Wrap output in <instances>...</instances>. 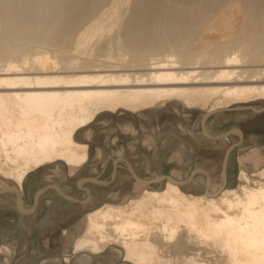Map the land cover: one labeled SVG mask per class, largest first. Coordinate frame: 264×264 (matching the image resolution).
I'll return each instance as SVG.
<instances>
[{
    "label": "bare ground",
    "instance_id": "bare-ground-1",
    "mask_svg": "<svg viewBox=\"0 0 264 264\" xmlns=\"http://www.w3.org/2000/svg\"><path fill=\"white\" fill-rule=\"evenodd\" d=\"M168 103L204 111L200 124L204 114L235 105L264 108V0H0V177L19 191L46 166H65L73 175L85 165L89 146L76 135L89 139L99 114ZM254 103L263 106L248 105ZM233 129L241 132L227 131ZM225 132L204 123L200 133ZM229 138L236 146L228 151L225 179L215 184L200 170L184 180L175 168L163 179L158 155L177 144L171 138L152 158L150 177L119 151L111 177L130 167L133 196L86 213L71 254L38 264H100L95 257L109 246H119L120 264H264V167L256 170L264 158L255 148L241 157L238 163L255 169H241L238 186L228 187L243 134L222 140ZM179 143L182 151L191 145L188 137ZM86 181L74 192L58 184L50 192L87 204L96 197L91 187L107 181ZM189 183L206 192H186ZM3 184L0 190H10ZM0 203L13 206L28 243L39 201L31 214L19 192L0 195ZM2 252L9 248L1 245Z\"/></svg>",
    "mask_w": 264,
    "mask_h": 264
},
{
    "label": "rangeland",
    "instance_id": "rangeland-1",
    "mask_svg": "<svg viewBox=\"0 0 264 264\" xmlns=\"http://www.w3.org/2000/svg\"><path fill=\"white\" fill-rule=\"evenodd\" d=\"M248 105L263 106L262 103ZM237 106L245 105L234 107ZM203 112L168 103L165 106L133 114L125 111L102 113L96 116L89 127L91 139H86L84 132L76 135L79 141L88 144L89 149L88 162L73 175H70L67 167L62 165L56 171V165L52 164L29 174L25 178L22 191H19L12 181L0 177V188L6 183L7 188L13 193L19 192L27 205L33 204L34 194L42 187L50 188L58 184L74 192L76 189H82L78 184L87 178L94 177L109 181L105 185L91 187V195L96 197L87 204H68L59 195H56L58 198L53 197L51 188L43 193L38 200V211L29 232L27 253L24 256H22V253H25L22 235L16 226L19 216L13 206L9 209L7 204L3 206L0 203V246L5 245L9 248L8 253H0V264H38L46 257L71 254L73 239L81 233L82 221L86 213L104 203L116 204L126 197L133 196L134 177L129 170L119 169L115 177L113 179L111 177L113 172L111 158H114L119 151L129 165L139 175L141 174V177L146 178L151 176L148 167L152 158L160 147L169 143L167 140L171 138L176 140L177 144L175 142L162 156L158 155V159H161L157 168L162 176H168L170 171L176 168L181 169L182 178L185 180L194 171L200 170L207 173L212 184L220 183L222 160L231 145L232 138L228 141L215 140L201 134L199 116ZM205 123L207 129L213 133L225 132L232 127L241 129L243 143L233 152L227 184L228 187L236 188L240 183L238 181L240 170L244 169L250 174L255 169L250 163H238L239 159L254 148L264 158V111L261 113L252 110L226 111L212 115ZM183 137H188L191 144H188L186 151L184 149L182 151V147L179 146ZM177 148L182 151L180 158H174L172 155L173 150ZM188 158L193 159L190 165H186ZM261 167H264V163H260L256 170ZM158 185L159 183H155L151 186L160 188L161 185ZM183 187L188 193L206 192V188L201 184L189 183ZM64 231L66 233H63ZM118 248L119 246H109L104 253L95 258L100 264H120L122 254L118 252Z\"/></svg>",
    "mask_w": 264,
    "mask_h": 264
},
{
    "label": "water",
    "instance_id": "water-1",
    "mask_svg": "<svg viewBox=\"0 0 264 264\" xmlns=\"http://www.w3.org/2000/svg\"><path fill=\"white\" fill-rule=\"evenodd\" d=\"M244 110H252L253 112H255V113H261V112H263L264 111V108L263 109H261V110H254L252 107H249V106H237V107H233V108H231V109H227V110H222V111H244ZM213 113H209V114H204L203 115V117H202V119H201V132L203 131V124L205 123V121L207 120V118L208 117H210L211 115H212ZM234 131H237L240 135H241V132H240V130H236V129H233V130H229V131H226L225 133H223V134H220V135H217V136H214V137H210L211 139H215V140H222V139H224V138H226L227 136H229V135H231V134H233V132ZM206 135V134H205ZM238 145V144H237ZM236 145H231L228 149H227V152H225V154H224V157H223V160H222V171H221V175H222V178L223 179H225V168H226V164H227V154H228V151L231 149V148H233V147H235ZM129 169H130V171H131V173H133L132 172V169L129 167ZM114 174L112 173V176H113ZM192 174H190V176H191ZM163 179H166V176H164L163 177ZM87 181H89V182H91V183H95V182H97V179L96 178H94V177H91V178H87ZM103 182V181H102ZM101 182V183H102ZM109 181L107 180V182L106 183H108ZM98 183V182H97ZM147 184V183H146ZM145 183H144V185H146ZM182 184H184V183H182ZM49 189V187H42V188H40V189H38L37 191H36V193L34 194V197H33V204H32V207H31V210L28 212L29 214H31L33 211H34V209H35V207H36V205H37V202H38V200H39V197L43 194V193H45L47 190ZM10 190H0V195H3V194H5L6 192H9ZM64 199H68L65 195H62V194H60ZM20 198L18 199V208H19V206H20ZM19 213H20V215H22V212H21V210L19 211ZM23 241L25 242V253H27V250H26V248H27V245H28V243H27V239L25 238V236L23 235Z\"/></svg>",
    "mask_w": 264,
    "mask_h": 264
},
{
    "label": "crops",
    "instance_id": "crops-1",
    "mask_svg": "<svg viewBox=\"0 0 264 264\" xmlns=\"http://www.w3.org/2000/svg\"><path fill=\"white\" fill-rule=\"evenodd\" d=\"M53 195V197H56V198H58V196H56L57 194H52ZM50 203V202H49ZM68 204H70V203H68ZM75 205V204H74Z\"/></svg>",
    "mask_w": 264,
    "mask_h": 264
}]
</instances>
